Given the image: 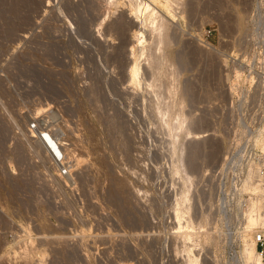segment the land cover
Returning <instances> with one entry per match:
<instances>
[{
    "label": "rangeland",
    "instance_id": "1",
    "mask_svg": "<svg viewBox=\"0 0 264 264\" xmlns=\"http://www.w3.org/2000/svg\"><path fill=\"white\" fill-rule=\"evenodd\" d=\"M159 1L145 31L123 3L0 0V264H242L220 167L263 141L264 0Z\"/></svg>",
    "mask_w": 264,
    "mask_h": 264
},
{
    "label": "built area",
    "instance_id": "2",
    "mask_svg": "<svg viewBox=\"0 0 264 264\" xmlns=\"http://www.w3.org/2000/svg\"><path fill=\"white\" fill-rule=\"evenodd\" d=\"M48 132L45 130L41 135L48 147L44 144L52 156L62 162L65 158H62V154L51 141ZM256 133L257 131H252L249 138L239 140L224 154L220 167L221 201L222 210L227 217L231 213V216L239 218L238 231L241 230L242 218L245 219L249 207L255 204L253 214L258 224L254 227L253 236L260 258L251 264H264V134L262 143L258 145L252 139ZM249 173L253 174L250 180L255 187L253 190L244 189Z\"/></svg>",
    "mask_w": 264,
    "mask_h": 264
},
{
    "label": "bare ground",
    "instance_id": "3",
    "mask_svg": "<svg viewBox=\"0 0 264 264\" xmlns=\"http://www.w3.org/2000/svg\"><path fill=\"white\" fill-rule=\"evenodd\" d=\"M6 1V0H5ZM39 1V0H38ZM107 2H110L111 4H120V3H123V4H125L124 6H126L127 8H129V11L131 12V18H132V15H134V17H135V19L136 18H138L139 17V19L142 17V19H140L141 20V23H143V25H144V27L146 26L147 28H148V25L150 26V28H151V30L150 31H152V30H154V31H156V30H160L163 26L165 27L166 25H164L165 24V19H164V15L163 16H161L160 14L161 13H159V11L160 10H158V8H157V4L158 3H160V1L159 0H152V1H149V0H106ZM170 1H172V0H170ZM107 2H105V3H107ZM155 2V3H154ZM17 3V2H16ZM32 3V2H31ZM157 3V4H156ZM19 4V3H18ZM17 4V5H18ZM165 4H166V2H165ZM164 4V5H165ZM23 5V4H22ZM121 5V4H120ZM157 5V6H156ZM167 5V4H166ZM170 5V4H169ZM14 6V5H13ZM100 6V5H99ZM23 7V6H22ZM83 7V6H82ZM107 7V6H106ZM110 7V6H109ZM166 7V6H165ZM3 8V7H2ZM7 8V7H6ZM41 8V7H40ZM168 8H169V6H168ZM94 9V8H93ZM14 10V9H13ZM19 11L21 10V9H18ZM6 11V10H5ZM171 11V10H170ZM169 11V12H170ZM94 12V11H93ZM103 12V11H102ZM123 12V11H122ZM161 12V11H160ZM99 13V12H98ZM10 14V13H9ZM86 14V13H85ZM174 14V13H173ZM2 15V14H1ZM18 15V14H17ZM16 15V16H17ZM79 15V14H78ZM106 15V14H105ZM109 15V14H108ZM123 15V14H122ZM21 17V16H20ZM81 17V16H80ZM95 17V16H94ZM106 17H108V16H106ZM105 17V18H106ZM123 17V16H122ZM159 17H161L160 18V23L157 21V19L159 18ZM163 17V18H162ZM8 18V17H7ZM12 18V17H11ZM104 18V19H105ZM166 18V17H165ZM22 19V18H21ZM121 19V18H120ZM133 19L134 18H132V24H131V26H133V27H135L136 26V28H137V23H138V19H136V20H134L133 21ZM164 19V20H163ZM20 20V19H19ZM23 20V19H22ZM85 21V18L83 19L82 18V21ZM113 20V19H112ZM126 20V19H125ZM130 20V19H129ZM139 20V21H140ZM6 21V20H5ZM16 21H18V20H16ZM83 21V22H84ZM124 21V20H123ZM168 21V20H167ZM7 22H9V21H7ZM14 22V21H13ZM81 22V21H80ZM94 22V21H93ZM115 22V21H114ZM113 22V23H114ZM117 22V23H116ZM115 23H114V25H117V28H116V26H115V28H116V30L118 29V28H120L121 27V23H119V22H121V21H116ZM159 23V25H158V23ZM20 23V22H19ZM85 23V22H84ZM91 23V22H90ZM109 23V22H108ZM107 23V24H108ZM113 23H109L110 24V26L107 28V29H111V28H113ZM168 23V22H167ZM171 23V22H170ZM17 24V23H16ZM108 24V25H109ZM85 25V24H84ZM84 25H82V27L84 26ZM107 25V26H108ZM122 25H124V24H122ZM86 26V25H85ZM84 26V27H85ZM142 26V25H141ZM12 27V26H11ZM23 27H25V26H23ZM123 27V26H122ZM146 27H145V31H146ZM125 28H127V27H125ZM124 28V29H125ZM141 28V27H140ZM140 28L139 29H135L134 30V34H133V36L136 38V41H139L140 43H142L143 44V42H144V35H143V30L141 31L140 30ZM5 29V28H4ZM16 29V28H15ZM21 29V28H20ZM90 29V28H89ZM114 29V28H113ZM123 29V28H122ZM144 29V28H143ZM149 29V28H148ZM165 29V28H164ZM163 28H162V30H164ZM28 30V29H27ZM119 30H121V29H119ZM168 30V29H167ZM3 31V30H2ZM108 31V30H107ZM153 31V32H154ZM13 32V31H12ZM127 32V31H126ZM151 33V32H150ZM161 33V32H160ZM166 33V32H165ZM164 33V34H165ZM147 34H148V32H147ZM168 34V33H167ZM11 35V34H10ZM163 35V34H162ZM13 36V35H12ZM157 36V35H156ZM169 36V35H168ZM171 36H172V34H171ZM162 37V36H161ZM127 38H128V36H127ZM143 38V39H142ZM151 38V37H150ZM169 38V37H168ZM129 39V38H128ZM155 39V38H154ZM153 39V40H154ZM164 39V38H163ZM172 39V38H171ZM146 41V40H145ZM151 41V40H150ZM160 41V40H159ZM164 41V40H163ZM167 41V40H166ZM172 41V40H171ZM145 43V42H144ZM153 43V42H152ZM155 43V42H154ZM157 43V42H156ZM209 43V42H208ZM148 44V43H147ZM147 44H145V45H147ZM162 39H161V47H162ZM145 45H143V46H145ZM160 45V44H159ZM167 45H169V44H167ZM139 46V45H138ZM142 46V45H141ZM208 46V45H207ZM148 47V46H147ZM161 47H159V48H161ZM143 48V47H142ZM145 48V47H144ZM143 48V49H144ZM115 49V48H114ZM137 49H139V51L141 50V47L139 48H137L136 47V49H134V47H132V49H131V53H132V56H136V53L137 52H139V51H136ZM147 49V48H146ZM146 49H145V51L143 50V51H141V53H140V55L139 56H141L142 55V53H146ZM150 49V48H149ZM148 49V50H149ZM172 49V48H171ZM212 49V48H211ZM151 50V49H150ZM160 50V49H159ZM164 50V49H163ZM168 50V49H167ZM209 50V49H208ZM135 51H136V53H135ZM153 51H155V50H153ZM116 52V51H115ZM159 52V51H158ZM114 53V52H113ZM147 53H149V52H147ZM117 54V53H116ZM151 54V53H150ZM155 54V53H154ZM147 55V54H146ZM156 56H157V54H156ZM142 57V56H141ZM149 58V57H148ZM171 59V58H170ZM153 60H155V58L153 59ZM160 60V59H159ZM147 61V60H146ZM162 61V60H161ZM138 62V61H137ZM155 62V61H154ZM153 63V62H152ZM156 64V63H155ZM158 64V63H157ZM157 66H159V65H157ZM156 66V67H157ZM161 68H163V67H161ZM165 68V67H164ZM139 70V68H138V64H134L132 67H131V76H132V78H133V80L136 82V81H138L139 80V82H140V79H137V75H138V71ZM141 70V69H140ZM166 70V69H165ZM170 71V70H169ZM153 72H155V71H153ZM162 72V71H161ZM166 73V72H165ZM141 74V73H140ZM168 74V73H167ZM166 74V75H167ZM161 75V74H160ZM154 77V76H153ZM152 77V78H153ZM130 78V77H129ZM158 79V78H157ZM160 79V78H159ZM161 79H162V77H161ZM154 80V79H153ZM155 80H156V78H155ZM133 81V82H134ZM151 81V80H150ZM166 81H169V80H166ZM165 81V82H166ZM152 82V81H151ZM164 82V81H163ZM132 83V82H131ZM141 83V82H140ZM146 83V82H145ZM148 83H149V81H148ZM150 84V83H149ZM159 84H161V83H159ZM178 84V83H177ZM150 85H152V83L150 84ZM163 85V84H162ZM161 86V85H160ZM178 86V85H177ZM152 87H154V86H152ZM149 88V87H148ZM159 88V87H158ZM182 88V87H181ZM184 88V87H183ZM156 89V88H155ZM165 89H167V87L165 88ZM173 89V88H172ZM153 90V89H152ZM163 91H166V90H163ZM178 91V90H177ZM179 92V91H178ZM184 92H186V91H184ZM172 95V94H171ZM174 96V95H173ZM179 97V96H178ZM184 97V96H183ZM172 98V97H171ZM176 99V98H175ZM179 100V99H178ZM181 102V101H180ZM177 104H178V102H176ZM185 103V102H184ZM180 104V103H179ZM178 104V105H179ZM157 105H159V104H157ZM156 105V106H157ZM177 105V106H178ZM159 107V106H158ZM162 107V106H161ZM163 109V108H162ZM158 110H159V108H158ZM164 110V109H163ZM162 111V110H161ZM178 111V110H177ZM163 113V112H162ZM182 113V112H181ZM157 114H159V112L157 113ZM161 114V113H160ZM159 114V115H160ZM165 115V114H164ZM163 116V115H162ZM264 131V130H263ZM263 134V133H262ZM256 136V135H255ZM258 136V135H257ZM255 140H256V137H255ZM257 140H259V139H257ZM261 140H262V138H261ZM253 178V174L252 173H249L248 175H247V183H246V185H244V189H251V190H253V189H255V187H254V185L250 182V180ZM254 209H255V204H252L250 207H249V212H248V214H246V216H245V219H243L242 221L244 222V224H242V225H244L245 226V234H244V236H245V238H246V240H245V242H244V245H243V247H242V251H241V257H240V262L242 263V264H251L252 262H254V261H256V260H258L259 258H260V252L257 250V248H256V243H255V240H254V236H253V233H254V227H256L257 226V224H258V221H257V218H255L254 217V214H253V211H254ZM242 231V230H241ZM45 235V234H44ZM51 236V235H50ZM243 236V237H244ZM47 237V236H46ZM59 237V236H58ZM48 238V237H47ZM52 238V237H51ZM54 238V237H53ZM42 239V238H41ZM66 239V238H65ZM50 240V239H49ZM57 240V239H56ZM55 242V241H54ZM59 243H60V241H59ZM27 249V248H26ZM27 251V250H26ZM190 258H192V257H190L189 256V260H191ZM194 259H196V258H194ZM193 259V260H194ZM28 260V259H27ZM193 260H191V262L193 261ZM195 261V260H194ZM193 261V262H194ZM27 262V261H26ZM23 263V262H22ZM189 263H190V261H189Z\"/></svg>",
    "mask_w": 264,
    "mask_h": 264
}]
</instances>
